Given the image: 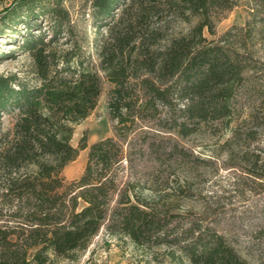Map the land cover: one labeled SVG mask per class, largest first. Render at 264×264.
<instances>
[{"label":"trees","instance_id":"trees-1","mask_svg":"<svg viewBox=\"0 0 264 264\" xmlns=\"http://www.w3.org/2000/svg\"><path fill=\"white\" fill-rule=\"evenodd\" d=\"M63 2L0 8V38L30 61L23 78L0 75V264L73 262L102 227L137 251L163 249L168 264H249L180 212L187 195L169 172L185 156L180 141L201 127H231L221 143L236 160L230 168L264 183V96L245 113L242 95L259 90L247 85L245 55L225 45L231 31L204 37L215 36L210 8L218 4L83 0L91 38ZM104 82L112 135L89 146L84 135L74 147V127L95 109ZM84 150L82 174L66 182L63 169ZM143 255L133 264H161Z\"/></svg>","mask_w":264,"mask_h":264},{"label":"rangeland","instance_id":"rangeland-1","mask_svg":"<svg viewBox=\"0 0 264 264\" xmlns=\"http://www.w3.org/2000/svg\"><path fill=\"white\" fill-rule=\"evenodd\" d=\"M11 1H1L0 8ZM214 2L218 5L210 8V15L215 36H210L204 30V37L213 41L231 31L225 45L230 49L239 47L245 55L247 85L259 86V90L250 89L241 97L242 109L248 113L247 107H252L255 100L264 96V0ZM63 3L79 28L85 29L92 38L88 6H85L83 0H64ZM228 6L230 9H226ZM176 27L184 32L189 29L187 24L181 23ZM11 51H16L13 53L14 58L0 60V75L16 74L23 78L30 66L28 57L17 51V47L6 38H0V53ZM110 89L111 85L104 82L95 109L74 127L72 146L77 147L84 135L88 146L112 135L114 123L106 107ZM257 113L263 117L261 112ZM12 123L13 120L8 116L1 119L3 130L9 129ZM230 129L201 127L180 141L186 153L170 167V179L178 177L177 185H181L184 195H187L177 201L181 207L180 212L187 219H194L203 227L209 226L215 230L247 263L264 264V183H253L239 171L230 168L236 160L232 162V156L230 158L226 154L227 148L221 147V143L231 136ZM261 142L264 143V138ZM86 155L87 150L80 151L77 158L65 166L62 176L66 182L80 177ZM172 184L176 187V183ZM144 253H147V258L155 256L161 264H168L163 249L137 251L131 245L107 235L102 227L77 260H59L54 261V264H133L141 256L145 257Z\"/></svg>","mask_w":264,"mask_h":264}]
</instances>
